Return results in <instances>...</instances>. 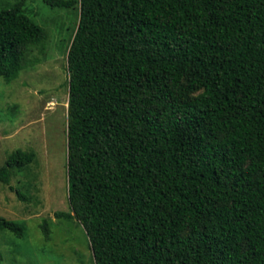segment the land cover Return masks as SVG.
Segmentation results:
<instances>
[{
	"label": "trees",
	"instance_id": "16d2710c",
	"mask_svg": "<svg viewBox=\"0 0 264 264\" xmlns=\"http://www.w3.org/2000/svg\"><path fill=\"white\" fill-rule=\"evenodd\" d=\"M78 7L67 52L68 201L95 264H264V0ZM25 0L0 9V77L41 62ZM35 159L17 149L0 182ZM50 234L47 221L42 224ZM0 229L23 237L0 215Z\"/></svg>",
	"mask_w": 264,
	"mask_h": 264
},
{
	"label": "rangeland",
	"instance_id": "374dc122",
	"mask_svg": "<svg viewBox=\"0 0 264 264\" xmlns=\"http://www.w3.org/2000/svg\"><path fill=\"white\" fill-rule=\"evenodd\" d=\"M18 0H0V9ZM25 12L48 33L41 62L7 82L0 77V166L17 149L35 159L12 170L11 184L0 182V215L25 227L23 237L0 229V264H95L86 232L73 219L68 201L67 128L69 72L67 52L79 21L78 7L52 8L43 0H25ZM47 221L50 234L42 224Z\"/></svg>",
	"mask_w": 264,
	"mask_h": 264
}]
</instances>
